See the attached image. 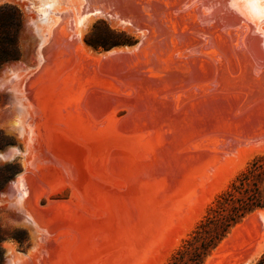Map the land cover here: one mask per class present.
I'll list each match as a JSON object with an SVG mask.
<instances>
[{
    "label": "rangeland",
    "instance_id": "374dc122",
    "mask_svg": "<svg viewBox=\"0 0 264 264\" xmlns=\"http://www.w3.org/2000/svg\"><path fill=\"white\" fill-rule=\"evenodd\" d=\"M56 1L0 0L23 15L20 59L0 68V130L14 141L0 168L21 166L0 191V224L29 237L24 250L6 242L5 264H168L264 155V32L236 4L264 0H121L123 12L101 0L91 8L106 13L87 28L73 0ZM45 6L61 14L52 26ZM108 29L135 44L110 46ZM263 253L264 217L253 214L204 264Z\"/></svg>",
    "mask_w": 264,
    "mask_h": 264
},
{
    "label": "trees",
    "instance_id": "16d2710c",
    "mask_svg": "<svg viewBox=\"0 0 264 264\" xmlns=\"http://www.w3.org/2000/svg\"><path fill=\"white\" fill-rule=\"evenodd\" d=\"M103 23V22H102ZM95 25V29L102 24ZM23 30V15L14 5L0 6V68L20 59V34ZM106 39H113L110 46H132L133 37L125 33L109 30ZM122 38V39H118ZM116 39V40H115ZM103 40V39H98ZM95 49H107L90 41ZM14 141L0 130V151L14 145ZM21 172L19 163H11L0 168V191L10 180ZM264 211V155L255 157L248 163L209 207L206 215L172 256L168 264H204L205 260L228 237L231 231L256 212ZM13 241L21 250L29 243L25 230L6 231L0 224V264H5L7 250L5 244ZM264 264V253L255 262Z\"/></svg>",
    "mask_w": 264,
    "mask_h": 264
},
{
    "label": "bare ground",
    "instance_id": "6f19581e",
    "mask_svg": "<svg viewBox=\"0 0 264 264\" xmlns=\"http://www.w3.org/2000/svg\"><path fill=\"white\" fill-rule=\"evenodd\" d=\"M50 1V0H49ZM52 1V0H51ZM54 1H56V0H54ZM62 1H64V0H62ZM74 2H75V4H76V8L78 9V13H77V20L76 21H78V25L77 26H79V24L82 26V27H85V28H87V26L89 25V23H91L94 19H96V17H98L99 15H101L102 14V12L100 13V12H96V11H93L92 10V6H93V4H96V2H98V1H101V0H73ZM105 2H106V4H108L107 2H110L109 0H104ZM115 2H112L114 5H115V7L117 6L119 9H121L120 11H122L123 10V3L121 2V0H114ZM126 1V0H125ZM128 1H130V0H128ZM238 1H240V0H229L228 2L229 3H235V2H238ZM250 1V0H249ZM58 2H60V1H56V3H58ZM124 2V1H123ZM133 1H131V3H132ZM169 2V1H168ZM225 2V1H224ZM251 2V1H250ZM261 2V1H260ZM48 3V2H47ZM51 3V2H50ZM53 3H55V2H53ZM64 3V2H63ZM62 3V4H63ZM122 3V8H120V5L119 4H121ZM130 3V2H129ZM216 3H218V2H216ZM245 3H247L248 4V2H245ZM244 3V4H245ZM252 3V2H251ZM60 4H61V2H60ZM65 4V3H64ZM75 4H74V6H75ZM98 4V3H97ZM113 4H111V5H113ZM146 4V3H145ZM220 4V3H219ZM231 4L229 5L230 7H231ZM236 4H238V6H239V8H241V9H245V10H247V11H251L249 14H250V16L251 17H253L254 19H256L257 20V26L259 27V29L260 30H262L263 32H264V4L263 5H261V4H259V6H258V4H255V1H254V3L253 4H250V5H241L239 2L238 3H236ZM235 4V5H236ZM49 5V4H48ZM51 5V4H50ZM58 5V4H57ZM68 5V4H67ZM67 5H64L65 6V9L64 10H66V6ZM113 5V6H114ZM127 5H129V4H127ZM203 5V4H202ZM214 5L216 6V4L214 3ZM234 5V6H235ZM47 6V5H46ZM46 6H45V9H46V11H47V9L49 8L48 6V8H46ZM109 6V5H108ZM130 6V5H129ZM96 8L98 7V5L97 6H95ZM112 7V6H111ZM116 7V8H117ZM138 7V6H137ZM181 7H182V4H181ZM184 7V6H183ZM219 7V6H218ZM217 7V8H218ZM229 7V8H230ZM62 8V7H61ZM75 8V9H76ZM117 8V9H118ZM125 8V7H124ZM128 8V7H127ZM130 8H133V7H131L130 6ZM140 8V7H139ZM200 8V7H199ZM215 8V7H214ZM231 8H233V7H231ZM230 8V9H231ZM50 9V8H49ZM49 9H48V11L46 12L45 10H43V11H45V13H42L41 11L39 12V13H41V14H44V17L42 18V20H43V22H45L46 24L47 23H49V25L50 26H52L51 24H52V20H54V18L55 17H53V15L51 14V12L49 11ZM51 9H53V8H51ZM67 9H69V8H67ZM76 9V10H77ZM144 9H145V7H144ZM41 10V9H40ZM54 10H56V8L54 9ZM57 10H58V8H57ZM98 10V9H97ZM111 10V9H110ZM134 10H135V6H134ZM140 10V9H139ZM155 10V9H154ZM215 10H219V8L218 9H215ZM52 11V10H51ZM60 10H58V11H56V12H59ZM112 11H113V9H112ZM129 11V10H128ZM127 11V12H128ZM137 11V10H136ZM135 11V12H136ZM142 11V10H141ZM140 11V12H141ZM195 11V10H194ZM242 11V10H241ZM49 12H50V15L49 16H47L48 14H49ZM55 12V11H54ZM63 12V11H62ZM70 12H71V10H70ZM123 12V11H122ZM122 12H120L121 14L120 15H122ZM139 12V11H138ZM137 12V13H138ZM148 12V11H147ZM220 12H222L221 11V9H220ZM230 12V11H229ZM246 12V11H245ZM64 13H66L67 14V12H65L64 11ZM103 13H106L105 11L103 12ZM113 13H115L116 14V12L115 11H113ZM129 13H130V11H129ZM142 13H143V11H142ZM200 13V12H199ZM212 13V12H211ZM225 13V12H224ZM233 13V12H232ZM231 13V14H232ZM247 13V12H246ZM53 14H56V13H53ZM59 13H57V15H58ZM69 14V13H68ZM111 14V13H110ZM140 14V13H139ZM212 14H214V13H212ZM248 14V13H247ZM61 14H59V16H60ZM71 16L72 15H74L73 13L72 14H70ZM107 15V14H106ZM125 15H127L126 13H125ZM129 15V14H128ZM200 15V14H199ZM226 15V14H225ZM233 15V14H232ZM234 15H237V14H234ZM233 15V16H234ZM47 16V17H46ZM59 16H58V19L57 20H59ZM76 16V15H75ZM108 16V15H107ZM131 16V15H130ZM214 16V15H213ZM224 16V15H223ZM227 16H229V15H227ZM231 16V15H230ZM240 16V15H239ZM238 16V17H239ZM242 16V15H241ZM240 16V17H241ZM246 15H244L243 16V18L245 17ZM39 17V16H38ZM73 17V16H72ZM102 17V16H101ZM104 17H106V16H104ZM135 17V16H134ZM134 17H131V18H134ZM247 17V16H246ZM245 17V18H246ZM249 17V16H248ZM250 17V18H251ZM108 18H110L111 19V16L110 17H108ZM116 18V17H115ZM121 18V17H120ZM123 18V17H122ZM125 18V17H124ZM123 18V19H124ZM128 18V17H127ZM208 18V17H207ZM245 18H244V20H245ZM55 19V20H56ZM109 19V20H110ZM147 19H148V17H147ZM41 20V19H40ZM54 20V21H55ZM97 20V19H96ZM107 20V19H106ZM108 20V21H109ZM132 20V19H131ZM138 20V19H137ZM153 20V19H152ZM253 20V19H252ZM255 20V21H256ZM112 21V20H111ZM113 21H115V20H113ZM133 21V20H132ZM135 21V20H134ZM150 21V20H149ZM215 21V20H214ZM241 21V20H240ZM246 21V20H245ZM35 22V21H34ZM36 22H38V21H36ZM56 22V21H55ZM107 22V21H106ZM117 23H116V25L118 24V21H116ZM147 22V21H146ZM226 22V21H225ZM229 22V21H228ZM239 22V21H238ZM243 22V21H242ZM39 23H42V22H40L39 21ZM44 23V24H45ZM135 23V22H134ZM137 23V22H136ZM231 23V22H230ZM250 23V22H249ZM248 23V24H249ZM126 24V23H125ZM37 25H39V24H37ZM229 25V24H228ZM231 25H232V23H231ZM243 25H245V24H243ZM242 24H241V27L243 26ZM247 25V24H246ZM114 26H115V24H114ZM118 26V25H117ZM127 26V25H126ZM132 26V25H131ZM163 26V25H162ZM37 27V26H36ZM44 27H46V25L44 26ZM81 27V28H82ZM119 27V26H118ZM121 27V26H120ZM250 26H248V28H249ZM255 27V26H254ZM254 27H252V29L254 28ZM51 28V27H50ZM78 28V27H77ZM80 28V29H81ZM125 28V27H124ZM129 28V27H128ZM247 28V29H248ZM46 29V28H45ZM44 29V30H45ZM138 29V28H137ZM48 30V29H47ZM82 30H83V28H82ZM142 30V29H141ZM245 30H246V27H245ZM249 30V29H248ZM132 31V30H131ZM253 31V30H252ZM55 32V31H54ZM59 32V31H58ZM140 32V31H139ZM259 32V31H258ZM45 33V32H44ZM198 32H196V34H197ZM247 33H249L248 31H247ZM260 33V32H259ZM51 34V33H50ZM142 34V33H141ZM241 36V35H240ZM243 36V35H242ZM259 36V35H258ZM263 36V35H262ZM45 37V36H44ZM163 37V36H162ZM264 38V37H263ZM258 39H260V38H258ZM165 40V39H164ZM82 42V41H81ZM258 43V42H257ZM204 44H206V43H204ZM262 44V43H261ZM261 44H260V47H261ZM264 44V43H263ZM147 45V44H146ZM258 45V44H257ZM145 47V46H144ZM157 47V46H156ZM188 47V46H187ZM143 48V47H142ZM141 48V49H142ZM125 51V50H124ZM184 51V50H183ZM263 51V50H262ZM118 52V51H117ZM182 52V51H181ZM264 53V52H263ZM193 55V54H192ZM170 61V60H169ZM21 71V70H20ZM19 73V72H18ZM19 75V74H18ZM26 76V75H25ZM25 76H23V77H25ZM23 77H21V78H23ZM17 78V77H16ZM18 82V81H17ZM13 83V82H12ZM11 83V84H12ZM14 84V83H13ZM19 84V83H18ZM16 91H18L17 89H16ZM15 91V92H16ZM21 97V96H20ZM20 100V99H19ZM19 100H17V101H15V103H17V115L16 116H14L15 118L13 119V121H12V127L15 129V130H19V129H21L23 126H24V124L25 123H27V121H26V113H25V111H24V108H23V105H21V104H19L18 102H19ZM23 101V100H22ZM23 103V102H22ZM24 103H25V101H24ZM23 103V104H24ZM24 106H25V104H24ZM26 125V124H25ZM23 130V129H22ZM255 216H257V217H259V218H261V217H264V211H259V212H256L255 213ZM15 257V256H14ZM13 257H11L10 259H12ZM19 258V257H18ZM14 259V258H13ZM15 260V259H14ZM17 260H19V259H17ZM211 260V259H210ZM210 260L206 263V264H208L209 262H210ZM12 261V260H11ZM18 261H16V263H17ZM13 263H15V262H13ZM12 263V264H13ZM19 263V262H18ZM210 264V263H209Z\"/></svg>",
    "mask_w": 264,
    "mask_h": 264
}]
</instances>
